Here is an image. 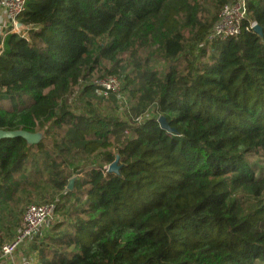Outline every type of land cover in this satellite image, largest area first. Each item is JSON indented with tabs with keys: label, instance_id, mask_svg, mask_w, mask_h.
<instances>
[{
	"label": "trees",
	"instance_id": "trees-1",
	"mask_svg": "<svg viewBox=\"0 0 264 264\" xmlns=\"http://www.w3.org/2000/svg\"><path fill=\"white\" fill-rule=\"evenodd\" d=\"M230 1L27 0L26 35L0 50V130L56 140L0 142V224L44 195L27 165L39 160L70 208L41 264H264V173L249 159L264 156V0H248L237 38L200 48ZM99 73L121 81L134 116L153 115H108L118 99L97 96ZM79 162L69 191L64 166Z\"/></svg>",
	"mask_w": 264,
	"mask_h": 264
},
{
	"label": "built area",
	"instance_id": "built-area-1",
	"mask_svg": "<svg viewBox=\"0 0 264 264\" xmlns=\"http://www.w3.org/2000/svg\"><path fill=\"white\" fill-rule=\"evenodd\" d=\"M26 4L27 0H0V9L12 24L13 29L9 34L20 33L17 29L18 18L25 12ZM247 17L248 0H231L221 9L217 22L200 48L218 41L237 38L243 31ZM1 24L2 20H0ZM256 27L257 23L251 21L246 29L255 30ZM122 92V83L117 77L109 76L95 82V93L99 97L108 99L110 96H115L123 103ZM61 221L62 218L58 216L56 204L27 206L16 235L12 240L4 243L1 248L0 264H37L35 258L33 259L27 252L33 245L42 244L52 232L53 227Z\"/></svg>",
	"mask_w": 264,
	"mask_h": 264
},
{
	"label": "rangeland",
	"instance_id": "rangeland-1",
	"mask_svg": "<svg viewBox=\"0 0 264 264\" xmlns=\"http://www.w3.org/2000/svg\"><path fill=\"white\" fill-rule=\"evenodd\" d=\"M20 33L23 35H26L24 30H21ZM2 46H3L2 36L0 34V50L2 49ZM210 54H211V49L208 50V52L206 53V56L199 57L198 61L207 64L210 61L209 60ZM183 65H184V63L182 62V65L180 64L181 68ZM101 76H103V74H101V73L97 74L95 76V78L93 79V81H91L90 84H95L96 81L103 79V78H101ZM107 77H109V76H107ZM107 77H104V78H107ZM122 93H123V98H124L123 103H121V100H118L117 101L118 107H116L112 103L103 101V106L107 110L105 112L108 115H116L119 118H121V120L132 122V123H134V122L137 123L139 121L141 122V121L147 119V117L153 115L152 114L153 108H151L148 112L141 114L140 118H139V116H134L135 114H133L130 111V108H132V106L135 105L136 101L127 92L123 91ZM70 100H71L70 107L79 113L78 107H80L82 109V100L80 98V88L77 89L76 94L73 97H71ZM95 103H97L96 100H95ZM35 134H39L41 136L40 142L41 141L42 142L41 143L39 142L40 145L47 146L48 148H51V145L49 144V142L50 141L54 142L56 140L55 139L56 134L55 133H51V134L46 133V129L41 130V131H37ZM39 143L35 144L33 146H38ZM32 154H33V156H38L40 153H38L37 150L33 149ZM249 159L251 160L252 163L256 164L257 168L259 169L258 175L260 173L263 174L264 173V156L260 154V155L251 156ZM35 161H39V160H31V162H29L27 164L29 171H31L33 169L40 171V175H38L39 179H37L35 185L32 187V190L41 191L44 195L37 197L36 199H33V201L28 202L25 205H23L22 207H20L19 210H21V211H17V209H15L14 212L19 213V215H17L15 218L9 217L8 219H5L0 224V238H2V244L6 243V242H8L14 238L18 228L21 226V223L23 221V215H24L25 209L27 206H29L31 204H56L58 216H60L62 218V220H66L65 212L69 211V209H70L69 205H67L69 198L66 197L67 196L66 192L65 191L62 193L55 192L54 186H53L52 182L50 181V177H49L50 172H48L44 168V166L41 165V162L37 163ZM86 167H87V165L83 162L73 163L71 167L64 166V168H66L65 177L70 181L73 179L76 181L77 178H80L82 176V172H79V171L86 169ZM74 168H76V169H74ZM75 170L77 172H75ZM67 190H68V188H67ZM72 202H73V199H72L71 203ZM63 204H64V206L66 204V208L64 209V211L61 208V206H63ZM58 207H59V209H58ZM12 209H14V208H12ZM16 218H18V219L15 220ZM1 246L2 245H0V249H1ZM30 248L31 249L27 253L29 255L31 254V257L33 259L35 258V262L37 264H41V262H42L41 257H42L43 252L45 253V255H48L49 257H51L50 252H51V250H53V247L50 244V242L48 241V239H46L42 244H40V245L35 244Z\"/></svg>",
	"mask_w": 264,
	"mask_h": 264
},
{
	"label": "water",
	"instance_id": "water-1",
	"mask_svg": "<svg viewBox=\"0 0 264 264\" xmlns=\"http://www.w3.org/2000/svg\"><path fill=\"white\" fill-rule=\"evenodd\" d=\"M17 29L19 31L26 30V27L19 23L17 26ZM254 31L257 34H259L260 36L263 33L261 27H259V26H257ZM158 122L163 129L168 130L169 132L175 133V130H173L169 127L165 118L160 117L158 119ZM15 138L24 139L29 146H33L35 144H38L41 140V136L39 134H35V133H29L26 131H2V130H0V142L3 140L15 139ZM109 172H118L117 161L109 167ZM74 184H75V180L73 179L69 183V186H68L69 191H71L74 188Z\"/></svg>",
	"mask_w": 264,
	"mask_h": 264
},
{
	"label": "crops",
	"instance_id": "crops-1",
	"mask_svg": "<svg viewBox=\"0 0 264 264\" xmlns=\"http://www.w3.org/2000/svg\"><path fill=\"white\" fill-rule=\"evenodd\" d=\"M0 20H2V24L0 25V34L2 36V40L12 31V24L6 18L3 10L0 9ZM51 234V233H50Z\"/></svg>",
	"mask_w": 264,
	"mask_h": 264
}]
</instances>
